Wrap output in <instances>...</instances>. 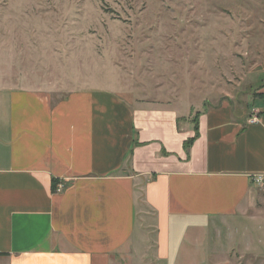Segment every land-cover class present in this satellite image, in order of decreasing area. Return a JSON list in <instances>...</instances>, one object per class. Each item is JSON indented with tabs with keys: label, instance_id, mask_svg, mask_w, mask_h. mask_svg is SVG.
Wrapping results in <instances>:
<instances>
[{
	"label": "crops",
	"instance_id": "0c3cea01",
	"mask_svg": "<svg viewBox=\"0 0 264 264\" xmlns=\"http://www.w3.org/2000/svg\"><path fill=\"white\" fill-rule=\"evenodd\" d=\"M257 93L191 119L114 86L54 99L0 80V264L187 260L186 242L235 216L264 176V82Z\"/></svg>",
	"mask_w": 264,
	"mask_h": 264
},
{
	"label": "rangeland",
	"instance_id": "374dc122",
	"mask_svg": "<svg viewBox=\"0 0 264 264\" xmlns=\"http://www.w3.org/2000/svg\"><path fill=\"white\" fill-rule=\"evenodd\" d=\"M0 80L54 99L114 86L191 119L222 99L252 105L264 82V0H0ZM213 223L180 264H264V181Z\"/></svg>",
	"mask_w": 264,
	"mask_h": 264
},
{
	"label": "built area",
	"instance_id": "2783aa9c",
	"mask_svg": "<svg viewBox=\"0 0 264 264\" xmlns=\"http://www.w3.org/2000/svg\"><path fill=\"white\" fill-rule=\"evenodd\" d=\"M256 115L254 116V117H252L250 120L251 121H254V120H256ZM264 181V176L263 175H260V174H258V175H255L254 177H253V182H254V184H260L261 182H263ZM62 188V184H58L57 185V190H60Z\"/></svg>",
	"mask_w": 264,
	"mask_h": 264
},
{
	"label": "trees",
	"instance_id": "16d2710c",
	"mask_svg": "<svg viewBox=\"0 0 264 264\" xmlns=\"http://www.w3.org/2000/svg\"><path fill=\"white\" fill-rule=\"evenodd\" d=\"M194 131H195V134L193 137L189 138L185 143H184V147L186 148V150L188 149V147L190 146V144L193 142V140L196 138L197 136V126L196 124L194 125ZM53 189L55 190L56 189V180H53Z\"/></svg>",
	"mask_w": 264,
	"mask_h": 264
}]
</instances>
